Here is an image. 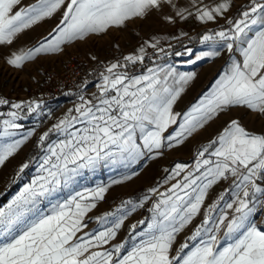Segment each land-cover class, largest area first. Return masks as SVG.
Segmentation results:
<instances>
[{"label":"snow or ice","instance_id":"6c2138e0","mask_svg":"<svg viewBox=\"0 0 264 264\" xmlns=\"http://www.w3.org/2000/svg\"><path fill=\"white\" fill-rule=\"evenodd\" d=\"M192 3L200 5L196 7V18L202 22L216 20L231 7V0H222L214 6L204 5L203 0H192ZM20 4L21 0H0V45L11 44L17 34L52 17L65 6L66 0H36L17 8ZM163 5L176 8L173 0H68L62 19L49 34L51 38L33 49L13 53L7 63L20 68L38 54L59 53L62 45L122 26L133 18L145 17ZM186 11L178 9L176 15L184 18ZM227 23L228 29L217 31L214 36L206 35L204 39L219 38L221 48L229 53L239 52L242 63L232 60L211 93L184 115L179 131L167 137L168 147L174 146L173 141L182 143L187 136L230 108L244 107L264 114V0H251L240 18ZM255 25H260L259 30L250 36ZM139 53L125 56L124 61L142 62L143 47ZM219 54L210 51L203 56ZM121 67L126 64L112 63L106 68L107 74H101L102 83L98 85L99 95L94 97L95 102L81 96L75 114L69 110L52 129L40 136V145L52 131L63 139L47 145L38 169L40 174L10 204L0 208V264H264V230L251 220L256 204H264L256 196L257 193L264 195V188L257 184L258 179H264V135L247 131L235 119L198 153L195 171L199 175L188 172L182 181L174 183L166 193H160L161 199L153 205L147 227L136 233L141 239L126 254H121L124 243L103 249L115 239L126 219L125 214L114 219L103 231L78 235L87 226L84 218L96 207L95 201L104 198L105 187L92 190L91 200L77 193L70 200L53 203L50 214H42L41 202L46 199L51 202L50 198L62 185H68L80 170L116 158L135 161L145 155V150L149 153L158 150L163 146V133L177 123L179 113L173 112V105L194 74H182L170 85L168 78L174 75L171 70L150 68L147 75L129 77L117 71ZM7 103L0 99V105ZM12 107L21 109L22 105L15 103ZM28 110L35 111L31 104ZM8 115L11 119L0 122V141L15 136L14 130L21 127L15 123L19 118L17 112ZM137 133L142 143L137 142ZM31 135L29 131L20 140L0 142V166ZM217 143L219 146L209 153L214 160L200 159ZM27 167V163L22 165L20 172ZM184 170V165L177 164L172 171L178 176ZM229 176L234 178L233 199L224 204V209H234L235 214L229 218L227 211L221 209L218 218H213L212 213L219 205H211L202 224L173 255L176 235L200 212L208 190ZM149 191L156 193L157 189ZM219 199H224L223 194ZM125 203L131 204V201ZM138 206L141 205H133L131 211ZM98 219L108 223L106 218ZM139 224L144 225L145 221ZM136 228L137 225H132L131 231ZM222 228L223 245L218 236ZM197 240L190 247L189 241Z\"/></svg>","mask_w":264,"mask_h":264},{"label":"rangeland","instance_id":"374dc122","mask_svg":"<svg viewBox=\"0 0 264 264\" xmlns=\"http://www.w3.org/2000/svg\"><path fill=\"white\" fill-rule=\"evenodd\" d=\"M35 2L36 0H21V4L17 8ZM67 2L68 0H66V4ZM219 2L222 0H203V4L208 6H214ZM173 3L176 8L171 5H163L160 9L151 10L145 17L133 18L122 26L112 27L103 33L90 34L84 40L62 45L63 50L59 53L38 54L32 60L25 61L20 68L8 64L7 60L13 53L19 54L22 51L33 49L39 43L44 42L46 38L50 39L49 34L62 19L66 4L52 17L45 18L17 34L11 44L0 45V99L8 101L7 104L0 105V122L11 119L8 113L17 112L19 118L15 120V123L21 126L14 130L15 136L4 138L0 142L10 143L20 140L27 132L32 131V135L17 152L3 166H0V208H5L10 204L25 186L31 184L33 179L40 174L38 169L47 145L63 139L60 134L52 131L44 144L40 145V136L52 129L54 124L69 113V110H73V114H75L74 109L81 103V96L95 102L94 97L99 95L98 85L102 83L101 74H107L106 68L112 63L126 64L127 66L129 63L124 61V57L139 55L141 47L144 48L143 55L145 56V54L152 53L154 49L165 46L171 40L193 35V33L204 29V34L196 44L180 49L173 54L150 53L151 56L143 58L145 64L147 63L146 68L139 74L129 76L147 75L150 68H163L165 72L171 70L174 73L168 78L169 84L172 85L180 75L194 74V78L173 105L179 113L177 124L174 126V128H178V131L179 124L183 122L182 118L186 108L198 105L211 93L216 81L228 69L233 59L242 63L243 57L239 52L229 53L226 48H221L222 42H219V38L205 40L204 36H214L217 31L228 29L230 25L227 21L240 18V14L250 6L251 0H231V7L223 16L208 22H202L196 18V7L200 5H193L192 0H173ZM178 9H187L184 18L176 15ZM259 27L260 25L253 26L249 35L258 31ZM152 44L156 46L151 47ZM210 51H218L220 54L215 57L203 56V53ZM73 56H77L86 66V72L78 87V89L80 88L78 94L52 101L45 100L44 94L38 86L42 73L50 64ZM198 56L202 58L197 59ZM117 71L124 72L125 67H121ZM92 75L97 80L88 85L90 84L88 79ZM163 75L164 72L161 73V76ZM90 86L92 87L90 88ZM15 103H20L21 109H14L12 104ZM30 104L35 111L28 110ZM232 109L221 112L209 120L203 127L202 137L212 136L214 130L220 128L222 122L229 123L232 118ZM174 128L172 129L174 130ZM168 129L163 134L165 139L159 151L154 150L149 153L145 150V155L135 161H122L116 158L100 161L94 167L80 170V173L68 185H62L56 195L50 198L51 202L47 199L41 202L42 214H50L53 203L57 201L70 200L77 193L88 196L92 190L98 187L107 189L104 193V196L107 197L122 191L123 194L118 197L127 196L135 205H139L142 201L151 202L153 197L158 199L159 190L165 189L172 180L168 177L174 176L170 171L172 172L175 168L177 157L169 160L170 154L181 153L182 158L185 159V156L190 154L193 148L189 145L190 138L186 145L178 146L177 150L175 147L170 150L167 140ZM137 142L142 143L139 133H137ZM25 163L28 164V167L20 172L21 166ZM180 164L187 163L181 162ZM129 176L131 178L126 179ZM140 188H144L145 194H149L146 195L147 199L142 200L141 197L134 199L139 197L134 196V192ZM153 188L157 189V193L149 191ZM3 196L5 197L1 200Z\"/></svg>","mask_w":264,"mask_h":264},{"label":"crops","instance_id":"0c3cea01","mask_svg":"<svg viewBox=\"0 0 264 264\" xmlns=\"http://www.w3.org/2000/svg\"><path fill=\"white\" fill-rule=\"evenodd\" d=\"M146 55L147 54H145V56ZM145 56H144V59L146 58ZM146 66H147V63L145 64V60H143L142 62L137 61L135 63H129L125 67L124 72L127 73L128 76H134L142 72L146 68ZM88 80L90 83L88 85H91V83L95 82L97 79L95 78L94 75H92L90 76ZM91 87L92 86H90V88ZM79 89H77L73 93L62 95L57 99L68 97V96H73V95L75 96L78 94ZM192 108L193 106L186 108L185 114L191 111ZM232 110L233 111H232L231 120L233 119L238 120L241 126H243L249 132H252L258 135H264V114H260L258 112L252 111L244 107L243 108L233 107ZM173 112L178 113L177 108L173 107ZM177 121H178V117H177ZM176 124H172L169 126V129H168L169 135H175V133L178 131L177 127L174 128ZM227 125L228 123L225 124L224 122H222L220 128L215 129L214 134L208 138L202 137L204 128H200L197 131L193 132L192 135H190L189 137L187 136V138L185 139L186 141H183L180 144H176L175 141H173L172 143L174 146L169 147L170 150H173L174 147L177 150L178 146L186 145L188 143V139L190 138H191V141L189 145L192 146L193 148L191 150V153L185 156V159H183L184 157L182 158L183 155L181 153L175 152V154H170L169 160H173L174 158L177 157V159H175L177 164H180L181 162L182 163L185 162L187 164H184L185 170L181 172L180 175L178 176L175 175L173 171L172 172L170 171V173L174 174V176L172 177V180L170 181L169 185L165 189L159 190L158 194L166 193L167 190L171 188V186L174 183H177L178 181H182L183 177L187 175L188 172H193L194 175H199L200 173L195 171L196 161L198 159V153L202 151L205 147H208L212 141L216 140L217 137L223 132L224 128L227 127ZM172 128H174V130ZM218 146L219 145L217 143L212 148H209V152H206L204 157H201L200 159L214 160L215 157L210 156L209 153L213 151L215 147H218ZM160 149L156 151H159ZM201 171H203V169H201ZM233 180L234 178L229 176L228 179H222L218 181L208 190V194L205 198L204 204L202 205L200 212L196 215V217L192 220L191 223H189L180 233L176 235V239L173 244V251H172L173 255L175 254L176 250L179 249V247L183 243H185L188 240V238L194 233L196 227L202 224L203 220L208 214V209L211 205L215 203H218L219 205V207L215 210V212L212 213L213 218H218L221 209H223L224 211H227L229 218H231V216L235 214L234 209H224V204L227 202H231L233 199V196H232ZM121 194H123L122 191L116 192L114 196H109V197L104 196L102 200H96L95 201L96 207L93 208L89 213H87V215L84 218V223L87 226L83 228L82 231L78 233V235L82 236L84 235V233H95L97 231H103L104 228L111 226V222L114 219L119 217L121 214H125L126 219L124 220V223L122 224L121 228L117 231V235L115 239L111 240L107 245L103 246V249H111L113 246L117 244L124 243L125 248L122 250V253H121L123 255V254H126L127 251L131 249L134 243H138L139 240L141 239V237L136 236V233L143 231L147 227V222L152 217L151 209L153 205L156 202H158L159 199H161V197L158 196V199L156 197H153L151 202L142 201V204L141 203L139 204L141 206L136 207V211H130V208L133 205H135V203L131 201V204H126L125 202L130 201V198L127 196L126 197L120 196L119 198L118 196ZM222 194L224 196V199L220 200L219 198ZM146 195L147 194L144 193V195L142 194L139 197L134 198V199H138L141 197L142 200H144ZM256 196L259 199L260 193H257ZM88 198L89 200H91V195H88ZM129 212L130 214H127ZM98 218H106L108 223H103V221ZM141 220L145 221L144 225L139 224V221ZM251 220L257 225L258 228H260L261 230H264V204H261V203L256 204V210L253 212L251 216ZM134 224L137 225V228L133 232L131 231V226ZM209 227H211V224H209ZM133 236H136L135 240L132 239ZM218 236L221 238V245H223L225 243L223 239V228L218 233ZM197 242L198 240L195 242L189 241L190 247L193 246ZM103 249H99V250H103ZM185 251H188V249H186Z\"/></svg>","mask_w":264,"mask_h":264},{"label":"built area","instance_id":"2783aa9c","mask_svg":"<svg viewBox=\"0 0 264 264\" xmlns=\"http://www.w3.org/2000/svg\"><path fill=\"white\" fill-rule=\"evenodd\" d=\"M85 72L86 66L77 56L56 61L44 70L38 86L44 94L45 100L51 101L62 95L75 92ZM257 184L264 188V179H258ZM259 199L264 201V195L260 194Z\"/></svg>","mask_w":264,"mask_h":264},{"label":"trees","instance_id":"16d2710c","mask_svg":"<svg viewBox=\"0 0 264 264\" xmlns=\"http://www.w3.org/2000/svg\"><path fill=\"white\" fill-rule=\"evenodd\" d=\"M203 34H204V29H201V30L193 33V35H186V36L179 37L177 39L169 41L168 43H166L165 46H163L161 48L154 49L152 51V53L167 52V53L173 54V53L179 51L180 49H183L187 46H191L193 44H196L200 40V38ZM161 49L163 51H161ZM150 53H148L145 57L147 58V57L151 56L152 53L151 54ZM134 193H135L134 196H140V195L145 193V190H144V188H140V189L136 190ZM4 197L5 196H3L1 198V200L4 199ZM144 214H145V212H144Z\"/></svg>","mask_w":264,"mask_h":264}]
</instances>
